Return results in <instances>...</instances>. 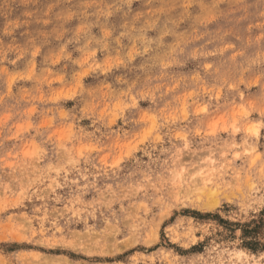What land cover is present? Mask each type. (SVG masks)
I'll return each mask as SVG.
<instances>
[{"label":"rangeland","instance_id":"obj_1","mask_svg":"<svg viewBox=\"0 0 264 264\" xmlns=\"http://www.w3.org/2000/svg\"><path fill=\"white\" fill-rule=\"evenodd\" d=\"M0 264H264V0H0Z\"/></svg>","mask_w":264,"mask_h":264}]
</instances>
